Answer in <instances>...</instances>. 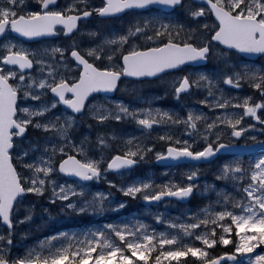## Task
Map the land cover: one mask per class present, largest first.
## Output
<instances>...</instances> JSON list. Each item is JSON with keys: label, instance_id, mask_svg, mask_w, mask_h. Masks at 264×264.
Masks as SVG:
<instances>
[{"label": "snow or ice", "instance_id": "1", "mask_svg": "<svg viewBox=\"0 0 264 264\" xmlns=\"http://www.w3.org/2000/svg\"><path fill=\"white\" fill-rule=\"evenodd\" d=\"M0 264H264V0H0Z\"/></svg>", "mask_w": 264, "mask_h": 264}, {"label": "rangeland", "instance_id": "2", "mask_svg": "<svg viewBox=\"0 0 264 264\" xmlns=\"http://www.w3.org/2000/svg\"><path fill=\"white\" fill-rule=\"evenodd\" d=\"M211 63H215V61H212ZM133 85L130 84V85H126L124 87H121L120 89V99H123L126 103L129 102V101H134V94L133 93H130L127 89L129 88H132ZM139 87V86H137ZM227 87V86H226ZM152 89H153V86H145L144 89H143V95L145 96H150L152 94ZM245 91H248V90H245ZM244 94V93H242ZM157 103H159L161 106L163 107H174L176 105V102L171 98V97H163L161 100L157 101ZM189 103L192 104V103H196V99L194 98H189ZM197 107H203V106H200L197 104ZM207 111V109H206ZM125 130L130 132L131 134L133 135H137L138 133L135 131V126L132 125V124H127L125 125ZM157 148L159 149V147L161 146L160 145V142L157 141ZM245 159H247V157H245ZM153 160L154 158L153 157H149L148 161L145 162V163H142L140 164V167L138 170H134L133 171V175L132 176H129L128 179H132L134 176H140V175H144V174H150V175H154L155 178L157 179V181H160V180H165V179H168L169 177L175 175V177L177 179L180 178V170L183 169L184 167H178L175 169V171L173 170H170L167 174V176H161L160 173L162 171V169L160 170H153ZM213 178L211 176L210 173H203L200 177V185H201V189L203 187V184L204 182L206 181H211ZM93 188H99V189H107V185L101 181L99 183H96V182H93L92 184ZM115 191V190H113ZM116 197L117 199L120 198V194L117 192L116 193ZM125 199H129V204L128 206L120 213V216L123 217V216H126V215H134V214H141L140 215V218L141 219H146V220H151V217L150 216H145L143 215L144 213V209H145V206L142 205V200H131L130 198H125ZM207 202V198L203 195H200V194H195V197H194V202H193V205L195 207H198L200 206L201 204H205ZM185 207L187 206H179L177 204H164V203H160L158 205H155V206H152V211L154 212H164L166 214H178L182 211V209H184ZM202 207V206H201ZM23 211L24 209L21 208V214H23ZM111 219H115V217H110ZM40 221H41V214H40V208H39V205H37V209H36V216L34 217L33 219V222L31 225H23L21 226V230L27 228L29 229V231L32 233V238H35V235L38 234L39 232H45L48 230L49 227L51 228H59L60 226H67L69 228L75 226L71 223H68V222H57V223H54V224H51V225H46V226H43L39 229L36 228V225L37 224H40ZM162 227V225L160 226Z\"/></svg>", "mask_w": 264, "mask_h": 264}, {"label": "water", "instance_id": "3", "mask_svg": "<svg viewBox=\"0 0 264 264\" xmlns=\"http://www.w3.org/2000/svg\"><path fill=\"white\" fill-rule=\"evenodd\" d=\"M155 163H156L157 166H162V167H167V164H168V162L158 163V162H156V161H155ZM190 199H191V198H190ZM143 204L145 205V202H143ZM159 204H160V203H159ZM153 205H157V204H153Z\"/></svg>", "mask_w": 264, "mask_h": 264}, {"label": "trees", "instance_id": "4", "mask_svg": "<svg viewBox=\"0 0 264 264\" xmlns=\"http://www.w3.org/2000/svg\"><path fill=\"white\" fill-rule=\"evenodd\" d=\"M153 170H154V168H153ZM193 202H194V200H192L190 203H189V207L190 208H192L193 210H195L196 208H198V207H201V206H203V204H201L200 206H198V207H195L194 205H193Z\"/></svg>", "mask_w": 264, "mask_h": 264}, {"label": "flooded vegetation", "instance_id": "5", "mask_svg": "<svg viewBox=\"0 0 264 264\" xmlns=\"http://www.w3.org/2000/svg\"><path fill=\"white\" fill-rule=\"evenodd\" d=\"M130 83H127V85H129Z\"/></svg>", "mask_w": 264, "mask_h": 264}]
</instances>
